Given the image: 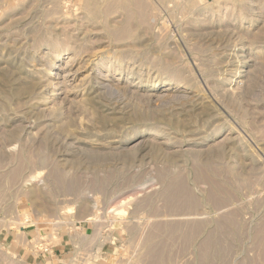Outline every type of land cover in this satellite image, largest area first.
<instances>
[{"label": "rangeland", "instance_id": "rangeland-1", "mask_svg": "<svg viewBox=\"0 0 264 264\" xmlns=\"http://www.w3.org/2000/svg\"><path fill=\"white\" fill-rule=\"evenodd\" d=\"M7 232L264 264V0H0V264H34Z\"/></svg>", "mask_w": 264, "mask_h": 264}, {"label": "crops", "instance_id": "crops-1", "mask_svg": "<svg viewBox=\"0 0 264 264\" xmlns=\"http://www.w3.org/2000/svg\"><path fill=\"white\" fill-rule=\"evenodd\" d=\"M20 232L23 234L25 231H20ZM17 237H19L18 234L13 235V233H8V232L4 233L1 236L2 242L5 246L7 245L8 247L15 249L17 252L19 253L21 252L27 255L28 258H33L34 253H31L32 250L28 248V250H30L31 252L26 251L24 247L19 245V243L17 242ZM28 238H30L29 234L25 233L24 239H28ZM59 239L60 240L58 243H51V248L49 252L43 253V252L35 251L36 257L34 256L33 258L34 264H71L70 261L67 262L64 258H66L65 256H67L69 252L72 253L73 249L76 248L75 242L71 238L66 239L62 236H60Z\"/></svg>", "mask_w": 264, "mask_h": 264}, {"label": "built area", "instance_id": "built-area-1", "mask_svg": "<svg viewBox=\"0 0 264 264\" xmlns=\"http://www.w3.org/2000/svg\"><path fill=\"white\" fill-rule=\"evenodd\" d=\"M35 247L38 248L39 252H43V253H47L49 252L50 250V245L49 243H46L44 240L42 239H39L37 242H36V245Z\"/></svg>", "mask_w": 264, "mask_h": 264}]
</instances>
